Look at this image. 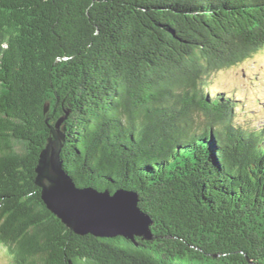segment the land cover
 Masks as SVG:
<instances>
[{
  "label": "trees",
  "instance_id": "16d2710c",
  "mask_svg": "<svg viewBox=\"0 0 264 264\" xmlns=\"http://www.w3.org/2000/svg\"><path fill=\"white\" fill-rule=\"evenodd\" d=\"M264 47V0H0V245L11 264H264V123L209 77ZM132 190L151 238L72 232L35 183ZM47 183V181H44Z\"/></svg>",
  "mask_w": 264,
  "mask_h": 264
},
{
  "label": "water",
  "instance_id": "95a60500",
  "mask_svg": "<svg viewBox=\"0 0 264 264\" xmlns=\"http://www.w3.org/2000/svg\"><path fill=\"white\" fill-rule=\"evenodd\" d=\"M51 134L35 168V183L41 187V199L50 212L75 234L122 236L133 244H137L135 237L150 239L152 221L138 206V194L125 189L110 192L76 186L59 158L60 137L54 129Z\"/></svg>",
  "mask_w": 264,
  "mask_h": 264
},
{
  "label": "rangeland",
  "instance_id": "374dc122",
  "mask_svg": "<svg viewBox=\"0 0 264 264\" xmlns=\"http://www.w3.org/2000/svg\"><path fill=\"white\" fill-rule=\"evenodd\" d=\"M210 90L234 93L236 112L243 123H264V47L242 63L219 70L209 77ZM0 264H11L0 245Z\"/></svg>",
  "mask_w": 264,
  "mask_h": 264
}]
</instances>
